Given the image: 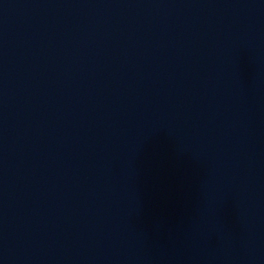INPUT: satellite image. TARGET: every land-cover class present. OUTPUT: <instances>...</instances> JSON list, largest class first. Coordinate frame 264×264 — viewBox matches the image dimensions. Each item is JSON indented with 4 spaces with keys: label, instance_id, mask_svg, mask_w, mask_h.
<instances>
[{
    "label": "water",
    "instance_id": "water-1",
    "mask_svg": "<svg viewBox=\"0 0 264 264\" xmlns=\"http://www.w3.org/2000/svg\"><path fill=\"white\" fill-rule=\"evenodd\" d=\"M0 264H264V0H0Z\"/></svg>",
    "mask_w": 264,
    "mask_h": 264
}]
</instances>
